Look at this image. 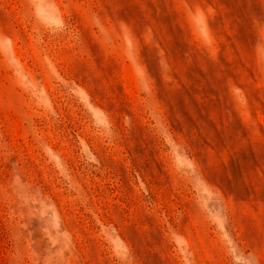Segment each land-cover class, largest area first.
Listing matches in <instances>:
<instances>
[{
	"label": "rangeland",
	"instance_id": "374dc122",
	"mask_svg": "<svg viewBox=\"0 0 264 264\" xmlns=\"http://www.w3.org/2000/svg\"><path fill=\"white\" fill-rule=\"evenodd\" d=\"M0 264H264V0H0Z\"/></svg>",
	"mask_w": 264,
	"mask_h": 264
}]
</instances>
